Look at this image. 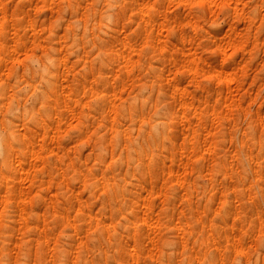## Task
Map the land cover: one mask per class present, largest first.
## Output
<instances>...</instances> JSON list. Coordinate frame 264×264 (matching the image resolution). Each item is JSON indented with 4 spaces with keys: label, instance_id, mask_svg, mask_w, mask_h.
<instances>
[{
    "label": "clouds",
    "instance_id": "clouds-1",
    "mask_svg": "<svg viewBox=\"0 0 264 264\" xmlns=\"http://www.w3.org/2000/svg\"><path fill=\"white\" fill-rule=\"evenodd\" d=\"M43 3L0 25V264H264V88L218 86L264 83V0Z\"/></svg>",
    "mask_w": 264,
    "mask_h": 264
},
{
    "label": "rangeland",
    "instance_id": "rangeland-1",
    "mask_svg": "<svg viewBox=\"0 0 264 264\" xmlns=\"http://www.w3.org/2000/svg\"><path fill=\"white\" fill-rule=\"evenodd\" d=\"M45 12L50 16H54V10L48 8L47 5L43 3V0H0V25H3L6 29L11 30V32L17 33L22 28L29 29L30 33L34 30L36 34H39L44 26H41L37 22V17L41 12ZM147 26V25H146ZM65 34L67 29H64ZM157 36L160 32L155 33ZM46 35V33H45ZM77 35H82V30L77 33ZM63 38V37H62ZM35 40V36L33 37ZM71 43V41H68ZM82 41H78L81 43ZM157 43H165L163 39L157 41ZM220 47L216 49V53L220 55L223 60L227 61L231 55L236 51L237 45L234 44L231 38L225 37L220 41ZM135 48L129 35L125 34L123 39L119 41L118 48L123 51H128L129 47ZM113 50H116L115 48ZM175 52H173V56ZM187 55V53H185ZM134 59V57H133ZM77 67L71 59L65 61V85L72 79L73 70ZM257 70L252 71V79H249V69L247 65H244L236 72H222L219 73L218 86L224 89L223 94V107H224V118L229 119L230 116L227 113L235 111L237 106H243V101L245 97H254L256 94L252 92V87L264 88V83H260L257 86L255 80V73ZM67 91V88H65ZM120 94L113 93L112 98L114 101L113 107L121 102L126 93L123 88L119 90ZM195 99V98H193ZM264 120V117H261ZM199 123V122H197ZM195 134V133H194ZM214 136L213 132H208L205 139ZM181 154L184 152L183 146L180 148ZM37 162H39V157H37ZM169 177L173 175V172L168 173Z\"/></svg>",
    "mask_w": 264,
    "mask_h": 264
}]
</instances>
